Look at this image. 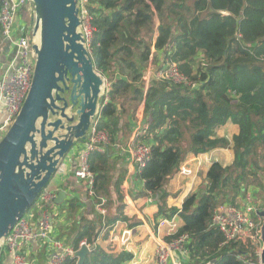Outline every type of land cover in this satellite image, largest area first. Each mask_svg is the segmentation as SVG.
I'll list each match as a JSON object with an SVG mask.
<instances>
[{"label": "trees", "instance_id": "1", "mask_svg": "<svg viewBox=\"0 0 264 264\" xmlns=\"http://www.w3.org/2000/svg\"><path fill=\"white\" fill-rule=\"evenodd\" d=\"M85 8L95 28L88 48L93 67L107 83L96 126L108 135L106 148H120V133H129L127 118L134 119L143 104L140 140L149 144L150 158L136 173L140 193H158L156 215H176L181 222L165 240L187 234L186 254L177 253L183 264H260L256 244L226 239L212 215L218 204H235L244 192L264 200V0H88ZM19 11L29 10L25 4ZM158 54L162 62L176 63L189 84L152 77L146 82ZM229 121L238 126L231 142L216 134ZM228 147L232 162L209 164L202 192L186 195L179 209L163 207V186L187 154ZM105 154L93 151L87 160L94 203L108 193L102 192ZM66 203L74 213L75 201ZM105 207L104 216L81 219L70 243L73 250L81 241L91 246L83 264L132 259L131 252L97 244L104 226L124 220L112 217L107 199ZM62 264H76V258L69 255Z\"/></svg>", "mask_w": 264, "mask_h": 264}, {"label": "water", "instance_id": "2", "mask_svg": "<svg viewBox=\"0 0 264 264\" xmlns=\"http://www.w3.org/2000/svg\"><path fill=\"white\" fill-rule=\"evenodd\" d=\"M39 32L29 91L0 140V241L40 197L64 156L83 140L104 101L105 80L84 45L77 0H31ZM64 133V137H60ZM64 191L57 194L59 202ZM259 263L264 264V208L258 211ZM91 248L73 252L83 264ZM31 256L26 264H30Z\"/></svg>", "mask_w": 264, "mask_h": 264}, {"label": "crops", "instance_id": "3", "mask_svg": "<svg viewBox=\"0 0 264 264\" xmlns=\"http://www.w3.org/2000/svg\"><path fill=\"white\" fill-rule=\"evenodd\" d=\"M32 11H28L26 15L21 11L17 13L13 32L9 38L3 37L0 33V77L11 69V65L16 59V41L24 35L25 28L27 26L29 28L34 23V7ZM31 13H33L32 17ZM158 55L160 60L161 55ZM2 107L0 104V113L4 112ZM117 107L119 108L118 104ZM127 122L129 133L126 129H124V134L120 133L118 137L120 148L109 145L104 148L106 149L107 169L102 190V192H108L105 196L112 217L124 220L104 226L100 230L96 242L105 250L111 251V237H123L126 240L125 245L116 246V249L113 250H126L132 253V259L126 264H133L137 260L139 264H155V247L159 241L165 240L166 236H171L170 231L167 227H158L157 221L160 215H156V213L160 204L159 194L145 192L143 195L140 193L143 190V184L136 176L137 172L133 164L132 154L125 147L134 126H139L145 122L143 104L136 108L135 118H127ZM237 132L238 126L230 121L216 128V134L225 137L230 142L232 136ZM59 135L64 137V133ZM83 144L84 139L75 142L60 162L58 170L50 178L46 188L42 190L40 198L25 214L29 224L36 227L40 214L46 212L51 218L52 226L46 238L32 241L26 246L25 254L26 257L31 256L30 264H48L53 240L59 241L63 247H71L70 243L75 236L81 219L86 217L95 220L97 214H99L94 199L87 192L86 185L74 175L75 169L80 164L79 154ZM233 157L231 147L216 148L198 155L187 154L180 163L179 168L184 166L190 170V173L181 175L178 170L166 181L163 186V207L179 209L186 195L203 191V177L209 164L218 161L221 165H228L232 162ZM197 159L201 160L200 164L197 163ZM62 190L64 195L59 202H56L57 194ZM246 193H250L253 198L259 199L253 192H244L238 198V201ZM69 199L75 201L74 213L67 209L66 200ZM174 216L176 217V230L181 222L176 215ZM84 243L86 242L84 241ZM89 247L91 248V246ZM4 254L2 264H12L10 256ZM178 257L179 255H175L173 259Z\"/></svg>", "mask_w": 264, "mask_h": 264}, {"label": "built area", "instance_id": "4", "mask_svg": "<svg viewBox=\"0 0 264 264\" xmlns=\"http://www.w3.org/2000/svg\"><path fill=\"white\" fill-rule=\"evenodd\" d=\"M29 1L31 0H0V33L3 37L9 38L12 35L18 10ZM87 3L88 0H77L80 20L78 30L84 38L85 47L88 49L95 28L91 25L92 16L85 8ZM35 41L34 36L31 39L29 34L18 38L16 41V59L11 65V69L0 77V102L7 111V117L0 123V140L19 113L21 105L29 91L36 60V53L31 46ZM159 65L162 66L151 68V70H148L151 66L148 67L145 73L146 81L152 77L164 79L172 83L189 84L178 70L176 63L172 61L161 62ZM105 97L103 102H105ZM97 118L98 114L91 122L85 135L84 144L79 154L80 164L74 171V175L86 185L90 196L94 195V178L87 162L89 154L93 151L103 152L109 141L107 133L97 128ZM145 128V122L139 126H134L133 132H130L125 144V147L132 154L136 172L145 166L150 158V146L140 140ZM197 163L200 164L201 160L197 159ZM179 173L181 175H188L190 170L182 166L179 168ZM97 199L98 201L95 203L96 209L99 215L104 216L106 213V199L103 197H98ZM263 208L264 200L253 198L250 193H246L235 204H218L214 208L212 220L226 239L256 244L259 258L261 242L259 240L258 229L261 217L258 215V211ZM26 213L16 221L6 236L0 241V252L2 250L9 255L12 264H26V246L32 241L46 238L52 227L51 218L46 212L40 214L36 227L29 224L25 215ZM175 218V216L171 218L161 216L157 221L158 227H167L170 235H172L176 227ZM187 240V234H181L176 238H171V240L159 241L155 247V264H183L179 257L173 259V256L178 255L177 253L186 254L184 245ZM125 242L126 240L123 237H111V251H114L113 249H116V246L121 247L125 245ZM83 243L84 241H81L80 245ZM74 251L71 247H63L59 241L53 240L51 242L48 264H62L67 256H73ZM133 264H139L138 260L133 262Z\"/></svg>", "mask_w": 264, "mask_h": 264}, {"label": "rangeland", "instance_id": "5", "mask_svg": "<svg viewBox=\"0 0 264 264\" xmlns=\"http://www.w3.org/2000/svg\"><path fill=\"white\" fill-rule=\"evenodd\" d=\"M27 6V8H28V10L31 12L32 10H33V5L32 4H27L26 5ZM33 12V11H32ZM34 13V12H33ZM33 13H31V17H32V14ZM31 27H32V25L30 26V30H29V36H30V38L32 39V37L34 36H32V34H31ZM34 39L37 41V40H39V35H38V33H36V35L34 36ZM162 62V56H160V60H158V64H156V65H152L151 67H149V69L148 70H151V68H158V67H161L162 65H159L160 63ZM102 77V76H101ZM104 80H105V78L104 77H102ZM149 79H147V81H148ZM146 81V82H147ZM106 85H107V83H106V81H105V87H106ZM0 104H1V106H2V103L0 102ZM3 108V107H2ZM1 109V108H0ZM3 110H4V112H2V113H0V123L7 117V111L3 108ZM125 118V116H123V119ZM149 145V144H148ZM257 196L258 197H260L258 194H257ZM38 198H40V197H38Z\"/></svg>", "mask_w": 264, "mask_h": 264}, {"label": "bare ground", "instance_id": "6", "mask_svg": "<svg viewBox=\"0 0 264 264\" xmlns=\"http://www.w3.org/2000/svg\"><path fill=\"white\" fill-rule=\"evenodd\" d=\"M37 33H38V35H39V32H38V31H37ZM35 35H36V34H35ZM35 35H34V36H35Z\"/></svg>", "mask_w": 264, "mask_h": 264}]
</instances>
